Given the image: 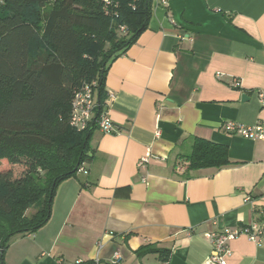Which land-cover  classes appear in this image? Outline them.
Instances as JSON below:
<instances>
[{"label":"crops","instance_id":"1","mask_svg":"<svg viewBox=\"0 0 264 264\" xmlns=\"http://www.w3.org/2000/svg\"><path fill=\"white\" fill-rule=\"evenodd\" d=\"M153 4L107 74L117 130H93L91 160L59 185L48 222L13 238L5 264H110L116 253L120 264H210L208 233L264 219V141L223 127L264 124V0ZM195 138L226 145L230 164L190 168ZM229 245L227 264H264V233ZM148 247L168 259L139 255Z\"/></svg>","mask_w":264,"mask_h":264},{"label":"trees","instance_id":"2","mask_svg":"<svg viewBox=\"0 0 264 264\" xmlns=\"http://www.w3.org/2000/svg\"><path fill=\"white\" fill-rule=\"evenodd\" d=\"M114 3L0 0V264L16 235L50 220L59 185L91 160L98 125L83 131L70 125L74 92L96 80L97 113L106 108L110 65L147 29L154 5ZM187 161L193 169L231 162L226 145L197 138ZM149 251L169 257V250L152 247L139 255Z\"/></svg>","mask_w":264,"mask_h":264},{"label":"built area","instance_id":"3","mask_svg":"<svg viewBox=\"0 0 264 264\" xmlns=\"http://www.w3.org/2000/svg\"><path fill=\"white\" fill-rule=\"evenodd\" d=\"M106 6L116 5L115 0H103ZM121 32L126 31L125 26L120 27ZM235 85L239 82L236 81ZM97 81L83 83L72 97L71 101V118L70 125L76 131H83L88 129L93 122H97L98 128L104 133L115 132V125L106 109L101 113H97L98 97H97ZM259 101L264 107V92L260 91L258 94ZM223 127L227 133L239 135L241 137L264 141V124L257 122L255 124H245L242 122L227 120L223 122ZM149 157L143 156L138 162L139 167L147 166ZM264 233V219L261 222L253 223L242 228L225 229L221 232L208 233L207 236L212 242V251L209 257L210 264H227V257L231 253L230 241L240 235H245L256 242H260L261 236ZM0 249V253H1ZM121 255L114 254L110 264H120Z\"/></svg>","mask_w":264,"mask_h":264},{"label":"rangeland","instance_id":"4","mask_svg":"<svg viewBox=\"0 0 264 264\" xmlns=\"http://www.w3.org/2000/svg\"><path fill=\"white\" fill-rule=\"evenodd\" d=\"M34 210H35V208H30V209H28V211H27V214L28 215H31L32 214V212H34Z\"/></svg>","mask_w":264,"mask_h":264},{"label":"water","instance_id":"5","mask_svg":"<svg viewBox=\"0 0 264 264\" xmlns=\"http://www.w3.org/2000/svg\"><path fill=\"white\" fill-rule=\"evenodd\" d=\"M242 98H243V100L247 97L246 95H243V96H241Z\"/></svg>","mask_w":264,"mask_h":264}]
</instances>
